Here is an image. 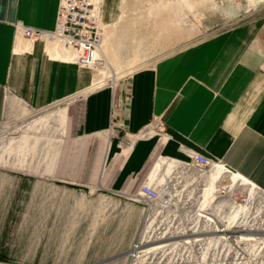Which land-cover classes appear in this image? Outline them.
<instances>
[{"label":"crops","instance_id":"obj_1","mask_svg":"<svg viewBox=\"0 0 264 264\" xmlns=\"http://www.w3.org/2000/svg\"><path fill=\"white\" fill-rule=\"evenodd\" d=\"M59 4L0 0V121L16 100L34 110L69 104L75 152L63 161L85 182L69 183L102 194L139 201L140 184L198 154L264 191V58L248 28L172 44L116 85L84 89L91 76L68 50L16 28L53 30Z\"/></svg>","mask_w":264,"mask_h":264},{"label":"rangeland","instance_id":"obj_2","mask_svg":"<svg viewBox=\"0 0 264 264\" xmlns=\"http://www.w3.org/2000/svg\"><path fill=\"white\" fill-rule=\"evenodd\" d=\"M98 1L105 37H109L110 29L115 31L112 36L116 47L115 59L100 49L102 63L99 66L82 67L77 64L91 76L84 89L116 85L136 67L147 64L167 48L171 49L172 44L196 42L235 27H245L253 33V43L264 58V0ZM162 27L166 28L165 31ZM59 46L64 48L62 44ZM113 71L115 76H112ZM15 103L12 104V112L0 121V264H264V242L260 243L264 238L236 241L238 234H235L236 238L232 233L241 231L238 227H248L250 229H244L246 231L239 235L243 238L263 236L253 235L250 231L260 233L257 227L264 225V216L259 209H238L231 215L226 203L216 212L214 210L218 207L204 205V214L208 213L212 218L210 230L199 224H195L198 227L195 229L182 226L186 231L178 226L167 229L166 224H159L161 233L158 239L171 235L175 240L168 241L166 245L164 241L159 242L161 247L154 254L150 252L132 258V251L139 241L153 236L151 231L158 220L162 218L170 224L185 225L192 219L191 212L182 209L167 213L164 208L160 211V219L159 216L153 218V204L147 202L148 206L132 200L134 195L129 200L114 194H102L95 185L86 188L69 183H85L84 180L72 179L76 174L75 165L63 161L75 152V148L66 146L71 135L68 127L73 109L66 102L46 110H34L18 100ZM19 104L31 112L35 111L36 115L31 116L30 121L44 116L56 118L53 112L58 109L68 111L63 135L55 119L47 123V127H51L44 129L47 132L38 129L23 133L19 128L17 133L20 135L14 133L13 129L17 127L12 121L19 116L14 109ZM21 133L25 136L20 138L22 143L18 139ZM11 136H18L13 141L17 140L20 146L15 148V142L10 144L12 147L8 145L9 140L6 139ZM36 137L38 141L35 140L37 145H34ZM3 159L5 165L1 163ZM22 166H27L28 170ZM215 190L220 189L213 186L211 196L216 202ZM221 232L232 234L236 239H223L225 235Z\"/></svg>","mask_w":264,"mask_h":264},{"label":"bare ground","instance_id":"obj_3","mask_svg":"<svg viewBox=\"0 0 264 264\" xmlns=\"http://www.w3.org/2000/svg\"><path fill=\"white\" fill-rule=\"evenodd\" d=\"M92 1L95 4V6L97 7V9H98V18H99V25L98 26H99L100 31L102 32L103 37H102L101 41L97 44V46L95 47V49L93 51V55H92L91 62H90L91 64L89 66H85V67H93V66H96V65H98L102 61L99 58V50L100 49H101V52L102 53L104 52L111 59H113V60L115 59V55H114L115 52H114V50H115L116 47L114 45L115 44V41H114V39L112 37L113 36V33L115 31L113 32V30L110 29V31L108 32L109 37L108 38L105 37V35H106L105 34L106 33L105 32V29H104V26H102L101 25V22H100L99 1L98 0H92ZM101 26H102V29H101ZM162 28H164V27H162ZM108 29H109V27H108ZM159 29H161V27ZM165 29L166 28H164V31H165ZM33 39H36V38H33ZM62 49H66V47L64 46V48L62 47ZM67 49H68L67 54L69 53L68 58L71 59L72 61H74L76 64H78L77 61H76V56H77L76 53L73 50L69 49L68 47H67ZM130 62H132V61H130ZM82 67H84V66H82ZM114 74H115V72L113 71L112 72V76H115ZM15 110H16L15 112L17 114H19V116L14 117L13 118L14 120L12 121V123L15 124L14 127H17L16 129H13L14 133H17V130L19 128H20V130H23L22 131L23 133H24V131H27V130L28 131H30V130H35L36 131L38 129H43V130L44 129H47L48 130L51 127H47V123L48 122H51L54 119H55L56 123L59 124V127L61 126L60 127L61 132L59 131V128H58V131L60 133H62V135H63V133L65 131V121H66V110L65 109H62V110L61 109L60 110L58 109L55 112H53V113L56 114V116H57L56 118L54 116H53L54 118H51L50 116H44V117L40 118V120H35V121L34 120L30 121L31 116H33L35 114L34 113L35 111L34 112H31V111L25 110L22 107H17V109H15ZM24 123H26V124H24ZM44 131H46V130H44ZM53 132H54V130H53ZM32 133H33V131H32ZM18 135H20V134H18ZM22 135L24 136V134L21 133V136L18 139L23 138ZM41 136H42V134H41ZM17 137H12L11 136L12 139L11 138L6 139V140H9L8 141L9 142L8 145L13 144V142H15V144H14L15 145V148L17 146H20L19 145V142H17V140H14L13 141V139H15V138L17 139ZM38 137H36V139L33 140V143H34L35 140H37ZM48 137H50V136H48ZM55 137L57 138V136H55ZM56 138H54L55 139V142H56ZM58 139L59 138H57V140ZM20 142H21V139H20ZM23 142H24V140H23ZM33 143H31V144L28 143V144H30L29 146H31V145H33ZM36 143L37 142H35L34 145ZM48 143H50V141ZM58 145H60V144H58ZM10 146L12 147L13 145H10ZM27 148H30V147H27ZM47 148L48 147H46V149ZM13 149H12V151L14 152L15 150H13ZM55 150H56V148H55ZM19 151L20 150H18L17 152L20 153ZM24 151L22 150V152H24ZM17 156H18V154H17ZM11 157H12V155H11ZM18 157H16V158L19 159L21 156L19 158ZM13 160H14V158H13ZM10 161H11V159H10ZM4 162H6V161L4 160L1 163H3L5 165ZM12 164H13V162H12ZM7 165H9V164H7ZM19 165H21V164H19ZM27 166H22V169L28 170V167ZM168 166H170V164L165 163L163 161V162L160 163V166L158 168L159 169L161 168V170H165ZM13 167H14V164H13ZM29 167H30V165H29ZM31 168H33V167H31ZM171 168H172V170L171 169H167L168 174H165V176L162 178V181L159 180V181H156L154 183H151L153 185L162 186L160 188L161 189L160 190V194H161L162 202H163V205L158 204V202H156V203L155 202L150 203V204H153V208H154V210L151 212L152 213V217L153 218H157V216H159V219H160L161 218L160 216H162L160 211H161V209H164V208H165L164 209L165 212H167V213H168L169 210H173V211L179 210L180 211L182 209L183 210L186 209L187 212H189V213L191 212L190 213V217H192V219H190L187 224L181 225V224H170V222L165 221L164 219L161 218L160 220H158L154 224L155 226H154V228L151 231V233L153 234V236L151 235V236L147 237L146 239H144V240L141 239L139 241V244L137 245V247H135V249L132 251V253H133L132 254V258L135 259L136 257H138V256H140L142 254L150 253V252H151V254H154L156 252V250L159 247H161V246H159L160 244H158L159 242L164 241V244L166 245V244L169 243L168 241H171L172 242L173 239L175 240V238L171 237V235L170 236L163 235V236H161L158 239V237H159L158 234L161 233V231L159 230L160 229L159 224H166L167 229L169 227L171 229V228L177 227V226L179 228H182V229H183L182 226H185L187 228L189 227L190 229L191 228H194L195 229V228H198V227H195V224L196 225L199 224V226H202V227L205 226L206 228H208V230H210V228H211L210 227V223L212 222V221H210L211 215H209L208 213L207 214H204V211H203L204 210V205H206V204H209L211 206H214V208L215 207H218V209L216 208V210H214V212H216L217 210H219V207H221L222 204L226 203L227 204V207H228L227 209L230 212H232L231 215H233L234 212H235V210H238V209H241V210H243V209H245V210H247V209L248 210L259 209V211L261 212V215L264 216V191L262 189L258 188V186H255V184H252L250 181H248L244 177L239 176L238 174H235L233 172H229L227 169L224 168L223 165L215 164V165H213L206 172H200V171H196V170L186 171L184 169L183 164L181 162H177L176 164H173ZM29 171L31 172V170H29ZM186 176H188L189 178L188 179H184ZM223 181L225 182V184L223 183ZM214 185H216L218 189H220L219 187H221L223 185H225L226 188H227V191H226L227 194H225V195L220 194L219 191H216V190L213 192L215 194L216 202L213 201L212 196H211ZM239 195L244 196V199H245V202L244 203L237 202V199L236 198ZM180 197H181V200L183 199V202H181L179 200ZM171 216L173 217L174 214L171 215ZM259 226L260 227L259 228L257 227V229H260L261 230L260 233L251 232V231H250V233H252L253 235H255V234H263V236L260 235V236H254V237L253 236H250L248 238H243L242 235H239V233H241V231L242 232L246 231L244 229H250L248 227H238L237 229H241V231L240 230H237V231H233L232 233L234 235L236 233L238 234V237L239 238H237V236L235 235V237L237 238L236 241H242L243 239H250V240L263 239L264 238V231H263L264 230V225L259 224ZM201 229H203V228H201ZM183 230L186 231L185 228ZM221 233H222L221 235H225V237L223 239H233V238L236 239L232 234L231 235L230 234H226L225 232H221ZM227 236L229 238H227ZM200 237H202V236H200ZM180 239H183L182 241L185 242L184 237H181ZM219 239H221V238H219ZM186 240H189V239H186ZM261 242H264V241H260V243Z\"/></svg>","mask_w":264,"mask_h":264},{"label":"built area","instance_id":"obj_4","mask_svg":"<svg viewBox=\"0 0 264 264\" xmlns=\"http://www.w3.org/2000/svg\"><path fill=\"white\" fill-rule=\"evenodd\" d=\"M98 25V9L92 0H60L53 30H42L22 24H18L16 28L22 31L25 37L31 39L45 37L62 44L66 48L68 47L76 53L77 63L85 67L91 64L93 51L103 37ZM182 164L186 171L206 172L213 165L219 163L207 156L198 154L192 156L190 161L182 162ZM228 171L230 172V170ZM188 178L186 176L184 179ZM223 183L225 184L224 181ZM161 187L147 182L140 184L138 188L139 201L148 206L150 205L147 202H158V204L163 205L160 194ZM219 188L221 194L226 193L224 186ZM239 197H241V200H239ZM141 198L144 201L140 200ZM236 199L237 202H244V197L241 195L237 196ZM179 200H181V197Z\"/></svg>","mask_w":264,"mask_h":264}]
</instances>
